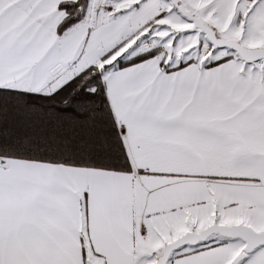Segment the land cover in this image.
Instances as JSON below:
<instances>
[{"label":"snow or ice","instance_id":"1","mask_svg":"<svg viewBox=\"0 0 264 264\" xmlns=\"http://www.w3.org/2000/svg\"><path fill=\"white\" fill-rule=\"evenodd\" d=\"M0 264H264V0H0Z\"/></svg>","mask_w":264,"mask_h":264}]
</instances>
